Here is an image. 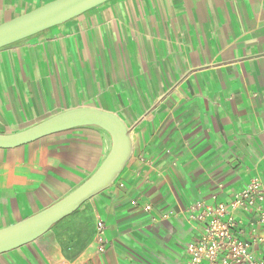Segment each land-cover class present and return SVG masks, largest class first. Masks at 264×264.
Listing matches in <instances>:
<instances>
[{"label":"crops","instance_id":"0c3cea01","mask_svg":"<svg viewBox=\"0 0 264 264\" xmlns=\"http://www.w3.org/2000/svg\"><path fill=\"white\" fill-rule=\"evenodd\" d=\"M51 1L0 0V24ZM81 106L123 119L127 163L77 217L0 264H186L200 230L189 207L264 182V0H109L0 48L1 133ZM111 144L80 126L0 148V229L78 187Z\"/></svg>","mask_w":264,"mask_h":264},{"label":"water","instance_id":"95a60500","mask_svg":"<svg viewBox=\"0 0 264 264\" xmlns=\"http://www.w3.org/2000/svg\"><path fill=\"white\" fill-rule=\"evenodd\" d=\"M109 0H54L0 24V48L64 23ZM80 126H96L111 137V149L97 170L67 195L20 222L0 229V254L28 244L74 213L119 176L133 149L129 127L115 112L81 106L55 114L13 133L0 132V148L28 144L45 136Z\"/></svg>","mask_w":264,"mask_h":264},{"label":"built area","instance_id":"2783aa9c","mask_svg":"<svg viewBox=\"0 0 264 264\" xmlns=\"http://www.w3.org/2000/svg\"><path fill=\"white\" fill-rule=\"evenodd\" d=\"M187 217L200 230L186 246V264H264V182L260 178H253L228 202L193 203ZM98 228L103 230V222H98Z\"/></svg>","mask_w":264,"mask_h":264},{"label":"rangeland","instance_id":"374dc122","mask_svg":"<svg viewBox=\"0 0 264 264\" xmlns=\"http://www.w3.org/2000/svg\"><path fill=\"white\" fill-rule=\"evenodd\" d=\"M81 208H78L74 213H72L71 215L65 217L64 219H62L61 221H59L57 224H55L50 230H55L57 227H59V225L64 222V221H67L68 219H71V218H74V217H77L76 215L78 214L79 210ZM91 219H90V215H85V216H82V219H80L79 221V226H80V231H86L89 227V223H90ZM76 228V226H75ZM72 231V226L70 227L69 226V229H67V231Z\"/></svg>","mask_w":264,"mask_h":264}]
</instances>
